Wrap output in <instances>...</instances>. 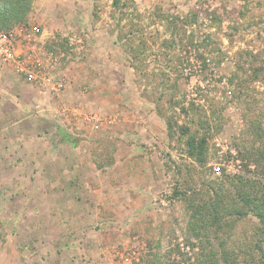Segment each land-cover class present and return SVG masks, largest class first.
Here are the masks:
<instances>
[{
    "label": "rangeland",
    "instance_id": "obj_1",
    "mask_svg": "<svg viewBox=\"0 0 264 264\" xmlns=\"http://www.w3.org/2000/svg\"><path fill=\"white\" fill-rule=\"evenodd\" d=\"M113 1L33 0L0 23L35 77L0 61V264H193L224 250L264 264L258 221L226 217L241 207L236 177L264 168V0H121L123 14ZM120 33L144 42L140 68ZM177 125L206 138L203 164ZM220 189L219 225L207 205Z\"/></svg>",
    "mask_w": 264,
    "mask_h": 264
},
{
    "label": "trees",
    "instance_id": "obj_2",
    "mask_svg": "<svg viewBox=\"0 0 264 264\" xmlns=\"http://www.w3.org/2000/svg\"><path fill=\"white\" fill-rule=\"evenodd\" d=\"M33 0H0V23H6L9 24L12 20L14 21H20L24 14L28 11L30 4ZM124 1L121 0H114L113 4L115 7L118 6V9L121 10V13L123 14L124 7H127ZM140 27L142 24V15H140ZM139 20V19H138ZM179 18H174L171 20L172 29L175 31L182 30V25L179 27L178 25ZM182 23V22H181ZM179 28V29H178ZM119 34V33H118ZM141 34V33H140ZM142 35V34H141ZM120 41L125 40V48L128 51V54L130 55V60L132 66H134L136 69L140 68V65L142 64L143 58L141 57L143 51H144V42L140 39V48L137 50L135 48V42L138 41V37L133 38H127L126 36L122 35L120 33V36L118 37ZM192 44V42H191ZM198 58H201L199 56ZM157 75H151L149 78L153 80ZM159 76V77H158ZM157 78H162L164 80H168V75H158ZM161 79V80H162ZM150 80V79H149ZM159 100V98L157 99ZM181 109L187 112L184 107L181 105ZM162 118H164L166 122V127L168 130V133L170 135L176 134L177 132L174 130V127L172 126V120L173 118H167L165 115L160 114ZM180 129L179 135L182 136L185 139L184 145L186 147V151L188 155L196 160H198V163L203 164L205 153H206V146L207 141L205 137H198L197 132L192 130L187 125H177ZM263 151H258L257 156L255 159V168L259 170L258 164L264 160V146ZM263 171H258L257 174L252 176H238L236 177V190H237V197L239 198V202L241 207L238 209H234V211H231L230 209L228 211L227 216L236 215L238 217H244L246 215H252L260 224V231L263 233V241H264V168H262ZM221 195H217L218 198H210L207 208L208 212H210V217L212 218L211 222L214 224H221L222 217L221 214H224L225 208L227 205L225 203L230 198L229 197V191L220 189L219 190ZM197 208V207H196ZM199 210V209H198ZM197 212V210H196ZM200 212V211H199ZM194 239H198L197 235L194 237ZM254 249L256 251L260 252L262 250V247L256 246ZM193 264H235V261L231 259L229 253L222 251L219 256H216L215 252H205L200 253L194 260Z\"/></svg>",
    "mask_w": 264,
    "mask_h": 264
},
{
    "label": "built area",
    "instance_id": "obj_3",
    "mask_svg": "<svg viewBox=\"0 0 264 264\" xmlns=\"http://www.w3.org/2000/svg\"><path fill=\"white\" fill-rule=\"evenodd\" d=\"M19 56L14 53L13 44L10 35L0 32V61L3 64H11L15 71L18 73H24L28 78L35 80L33 73L29 72L21 63L18 61ZM43 82H50L49 78H44ZM63 87L62 83H57L53 89L60 91Z\"/></svg>",
    "mask_w": 264,
    "mask_h": 264
}]
</instances>
